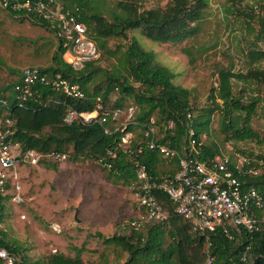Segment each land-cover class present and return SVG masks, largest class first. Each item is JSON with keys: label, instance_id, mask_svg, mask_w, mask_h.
Returning a JSON list of instances; mask_svg holds the SVG:
<instances>
[{"label": "trees", "instance_id": "16d2710c", "mask_svg": "<svg viewBox=\"0 0 264 264\" xmlns=\"http://www.w3.org/2000/svg\"><path fill=\"white\" fill-rule=\"evenodd\" d=\"M54 1L62 4L66 10L80 14V20L86 24L89 34L101 49L105 48L107 39L125 37V32L138 29L144 37L160 44L182 43L199 34V23L209 8V0H172L165 8L141 12V7L134 3L136 1L117 0L116 5L123 11V15L115 16L109 21L93 8L92 0ZM10 14L16 17L14 13ZM34 24L55 35L50 23L42 20ZM260 33L247 55L250 65L248 72L246 74L235 72L232 68L220 71L218 87L212 90L211 104L205 108L195 107L192 92L176 85L173 71L158 64L155 54L145 50L135 38L130 39L126 51L119 58V67L124 73L109 75L105 89L103 85L90 88L96 60L87 63L80 71L73 70L64 58L67 49L59 40L58 51L52 59L53 65L38 69L50 76L61 74L63 78L77 84L84 92L85 99L71 98L50 86L42 85L39 92L20 107L16 100L15 86L22 81V71L17 81L0 87V100H5L8 104L7 108L0 107V121L3 124L1 128H5L3 126L6 125V120L12 122V134L8 140L17 144L22 151H35L43 155L59 153L66 155L67 159L69 157L71 163L91 161L103 166L104 162L109 161L108 152L118 145L120 134L108 135L98 124L68 126L63 122L64 116L71 109L94 111L98 103L110 109L125 108L126 97H133L138 106L135 115L138 123L130 127L134 134L130 148L135 153L131 155L122 151L117 161H112L113 170L104 166L103 169L109 171L110 182L121 181L125 186L132 185L136 180L135 168L138 163L145 164L153 178L172 176L179 170L178 161H165L171 164L172 168L161 172L159 164L162 159L145 147V126L155 119L154 116L159 117L155 123L161 126V132H164L163 137L159 136V142L178 150L183 156L187 155L189 130L194 129L195 138L200 143L204 135H209L216 112H220L222 132L227 135V141L231 139L261 142L260 135L252 128L259 98L250 97V101L245 103L234 93L233 87V81L264 86V67L257 66L264 62V28ZM184 52L190 55L188 50L185 49ZM136 85L142 87V92L137 90ZM116 91L126 97H121L115 104H111L110 97ZM235 113L242 116L241 127ZM170 121L174 122L175 128L163 130V125H168ZM138 147L143 148L142 154H137ZM221 154L217 145L202 144L196 158L200 162H209ZM41 164L47 169H57L52 162L42 161ZM241 181L245 183V188L255 187L264 193L263 173L257 177L246 175ZM157 199L168 212V219L147 224L142 229L147 230L146 237L144 232L141 233V229L134 230L130 224H128L132 231L130 235H114L107 239L101 233L97 236L104 239L106 244L114 243L128 253L129 257L123 264H206V238L194 233L191 224L174 212V206L165 193H157ZM2 201L7 199L0 196V224L4 222L6 211L5 206L1 204ZM262 215L264 210L258 212V216ZM247 239L246 237L232 242L219 233L212 235L210 252L216 257L214 264H264V233L254 236L248 258L242 261L241 253L244 249L242 242L248 243ZM0 249L12 255L15 264H85L82 259L85 250L83 247L76 249L75 257L54 254L33 261L21 245L9 240L7 232L2 227Z\"/></svg>", "mask_w": 264, "mask_h": 264}, {"label": "rangeland", "instance_id": "374dc122", "mask_svg": "<svg viewBox=\"0 0 264 264\" xmlns=\"http://www.w3.org/2000/svg\"><path fill=\"white\" fill-rule=\"evenodd\" d=\"M92 1L93 8L109 21L115 16L123 15V11L116 5L117 0ZM127 1H136L134 3L141 7L142 12L165 8L172 0ZM255 7L260 10L257 11ZM199 24V34L179 44L151 41L143 36L140 29L125 32L126 38L107 39L105 48H99L101 54L94 63L95 73L90 88L103 85L105 89L109 75L124 73L119 67V58L126 51L130 39L135 38L145 50L155 54L158 64L173 71L176 85L192 92L195 107L209 106L210 94L218 87L220 71L232 68L235 72L246 74L250 69L247 55L264 28V0H209V8ZM93 40L95 41L94 38ZM58 47L59 40L53 33L29 19L17 18L0 8V87L17 81L27 68L44 69L52 66ZM185 49L190 55L184 52ZM64 56L69 58L67 52ZM257 66L263 68L264 62ZM233 84L234 93L245 103L250 101V97L259 98L252 128L260 135L261 142L227 141V135L222 132L220 112L213 115L210 133L204 135L201 142L203 145H217L223 155L233 159L249 155L257 162L264 161V86L235 81ZM136 87L142 92L140 85ZM121 97L126 96L118 91L114 92L110 97L111 104H115ZM132 104L137 105L135 99L126 97L124 105L128 107ZM235 117L241 121L239 113H235ZM154 118L156 121L159 117ZM156 126L159 136L163 137L161 126ZM166 126L167 124L163 125V130H166ZM241 126L240 122L239 127ZM55 163L56 170L47 169L44 164L19 167L26 202L20 206L4 202L6 211L2 228L7 232L9 240L21 245L33 261L54 254L75 257L76 249L83 247L85 250L82 259L85 264L125 263L128 253L114 243L106 244L104 239L97 236L92 216L93 205L98 201L97 204H102L103 210H107L104 225L98 232H102L106 239L114 235H130L132 231L128 224L131 219L140 216L139 197L131 185L125 186L121 181L110 182L109 171L104 170L99 163H71L69 157ZM171 168V164L161 160V172ZM260 173L264 174V166ZM116 190L117 194L111 196ZM101 191L107 194L105 198H100ZM126 203H130V206ZM117 214L118 227L111 220V216ZM79 221L81 224H78ZM54 224L61 227V232L52 230L51 226ZM141 233L146 237L147 230L144 229Z\"/></svg>", "mask_w": 264, "mask_h": 264}, {"label": "built area", "instance_id": "2783aa9c", "mask_svg": "<svg viewBox=\"0 0 264 264\" xmlns=\"http://www.w3.org/2000/svg\"><path fill=\"white\" fill-rule=\"evenodd\" d=\"M0 8L14 13L17 18L22 16L32 22L44 20L50 23L55 36L67 49L69 58L64 56L66 62L75 71L82 70L87 63L100 57V49L89 34L86 24L80 20V14L64 9L62 4L54 0H0ZM42 85L78 100L86 97L77 84L71 83L61 74L50 76L38 68H27L23 71L22 81L15 86L19 106L22 107L32 99ZM0 107L7 108V102L0 100ZM137 112L138 106L133 104L125 108L110 109L98 103L94 111L69 110L63 122L68 126L98 124L108 135L120 134L118 145L108 152L109 161L103 163L104 167L113 170L112 161H117L120 152L131 155L135 153L130 148L134 139L130 127L138 123L135 120ZM2 125L0 121V196L20 206L26 201L20 183L19 167L38 166L42 161L56 164L55 161H65L67 158L59 153L43 155L35 151H22L17 144L8 140L12 134V122L6 120L4 129L1 128ZM174 128V122L170 121L165 129ZM144 137L145 147L149 151L156 153L164 161L177 160L179 170L172 176L158 179L152 177L145 164L136 165V180L131 188L139 197L140 216L130 221L133 229L142 230L147 224L168 219V212L157 199V193L162 192L170 199L174 212L191 224L192 231L206 238V264H214L216 257L211 254L210 247L212 235L217 233L232 242L247 237L248 243L242 242L244 249L241 253V260L246 261L254 236L264 233V215L258 216V212L264 210V193L255 187L245 188L241 178L246 175H261L264 161L257 162L249 155L232 159L231 156L221 154L209 162H200L196 156L201 151L202 142H197L194 129L189 130L187 155L183 156L178 150L159 142L154 119L145 126ZM137 152L142 154L143 148L138 147ZM4 202H1L3 206ZM51 228L56 233L61 232V227L57 224ZM0 259L1 264H15V258L2 249Z\"/></svg>", "mask_w": 264, "mask_h": 264}, {"label": "crops", "instance_id": "0c3cea01", "mask_svg": "<svg viewBox=\"0 0 264 264\" xmlns=\"http://www.w3.org/2000/svg\"><path fill=\"white\" fill-rule=\"evenodd\" d=\"M116 192V193H115ZM114 193L111 194L112 195H115L117 194V190L115 191ZM93 193L95 194V190H93ZM102 194V195H101ZM107 194L104 193L103 191L99 192V196H101L100 198H105ZM93 202V201H92ZM98 202V201H97ZM94 203L93 205V209H94V215L92 217H94V220H95V223H94V230L96 231V234L98 235V231L100 230V227L102 225H104L103 223L105 222L104 220V217L106 216V213H107V210L104 211L103 210V207H102V204H97ZM130 203H126V205L128 206ZM130 206V205H129ZM129 209V207L127 208V210ZM126 211V210H125ZM109 215H107L106 219L108 218ZM111 220H113L114 224L117 225L118 227V214L117 215H113L111 216ZM100 222V223H99ZM109 223V222H107ZM78 224H81V222L79 221ZM108 226V225H107ZM109 227V226H108ZM113 229H116V226H113ZM98 232V233H97ZM102 233V232H101ZM103 234V233H102ZM104 235V234H103Z\"/></svg>", "mask_w": 264, "mask_h": 264}]
</instances>
